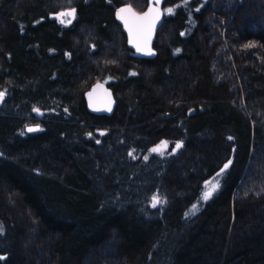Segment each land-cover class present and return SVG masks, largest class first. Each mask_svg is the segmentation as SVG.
Returning a JSON list of instances; mask_svg holds the SVG:
<instances>
[{
  "label": "trees",
  "instance_id": "1",
  "mask_svg": "<svg viewBox=\"0 0 264 264\" xmlns=\"http://www.w3.org/2000/svg\"><path fill=\"white\" fill-rule=\"evenodd\" d=\"M124 3L146 6L0 0V264H264V0H165L150 59ZM97 80L109 116L87 110ZM160 139L182 147L145 160Z\"/></svg>",
  "mask_w": 264,
  "mask_h": 264
},
{
  "label": "snow or ice",
  "instance_id": "2",
  "mask_svg": "<svg viewBox=\"0 0 264 264\" xmlns=\"http://www.w3.org/2000/svg\"><path fill=\"white\" fill-rule=\"evenodd\" d=\"M155 3L157 7H149L148 11L144 12L142 15L137 14L133 11L131 7H121L117 11V18L123 21L125 28L128 30L129 37H130V43L133 44L134 47H136L138 52H143L147 55L153 54L151 52V49L148 47L150 41L152 32L155 30V27L157 25V22L160 20L161 13L159 11L158 5L160 3V0H155ZM167 12L171 14L173 12V9L169 8L167 9ZM75 16V10L71 11H63L57 14V19L61 24L70 23L71 20L67 18H74ZM183 35V33H182ZM253 45H248V47H252ZM179 51V50H177ZM135 75V73H132ZM102 85L97 84L95 88L93 89V92L97 88H101ZM89 99L91 100L93 93H88ZM107 95V102L105 105V110L111 111V94L106 93ZM5 96L4 91H0V102L3 101ZM90 106H92L90 104ZM98 110V109H94ZM33 111L39 112L38 109H33ZM38 128L33 127H27L28 132L37 131ZM104 133H101L103 135ZM231 139V137H229ZM99 142V141H98ZM167 147V142L162 141L159 145L156 147H153L149 150L150 153H159L163 154L162 149ZM182 147L181 142H177L175 145V151L176 149H179ZM235 151V149L233 150ZM128 155L135 159L134 153L129 152ZM145 160L148 159L147 156L144 157ZM233 164L232 159H228L226 163H224L223 167L220 168V170L215 174V176L211 180H206L204 182V188L201 193V196L199 198L200 201L207 202L214 193L220 188V178L224 176V174L227 172V170L231 167ZM165 203L164 200H161L157 195H153L151 198V204L152 207H156L157 205ZM199 210V202L195 203L191 206V208L185 212V217H188L190 215H195L196 212ZM3 233V226L0 225V234ZM2 259V257H0Z\"/></svg>",
  "mask_w": 264,
  "mask_h": 264
},
{
  "label": "water",
  "instance_id": "3",
  "mask_svg": "<svg viewBox=\"0 0 264 264\" xmlns=\"http://www.w3.org/2000/svg\"><path fill=\"white\" fill-rule=\"evenodd\" d=\"M163 2H164V0H160V3H159V5H158L159 11H160V13H161V16H160V20L157 22V25H156V27H155V30H156V28L158 27V25H159V24L161 23V21H162L161 6H162ZM123 7H131V6H130V5H124ZM149 7H157V5H156V3H155V0H148L147 7H146L142 12H137V11L134 10V8H132V7H131V8H132L133 11L136 12L137 14H141V15H142L144 12L148 11ZM120 8H121V7H120ZM120 8H118V9H120ZM118 9H117L116 12H115L116 20H117V22L121 25L122 31H123V33H124V35H125L126 45H127V47L133 51V54H134V56H135L136 58H144V59H150V58H152L153 55H154V51H152L151 44H152V42H153V40H154V37H155V30L152 32L151 41H150V43H149V45H148V47L151 49V52H152L153 54H151V55H147V54H145V53H143V52H138L137 49H136V47H134L133 44L129 42V41H130L129 33H128V30L125 28L123 21H121L120 19L117 18V11H118ZM97 84L102 85V87H101V88H97V89L95 90V92H93V89L95 88V86H96ZM90 92L93 93L91 100L89 99V95H88V93H90ZM106 93H110V94H111L112 92H111L107 87H105L103 84H101V83H99V82L96 83V84H94V85H93V86H92V87H91V88L85 93V96H84L85 101H86V107H87V109H88L90 112H93V113H95V114H97V115H105V116H109V115H111L112 112H113V110H114V108H115V104H116V102L114 101V99H113V97H112V94H111V102H112V103H111V111H107V110H105V105H106V102H107V95H106ZM90 104H91L92 106H90ZM94 109H98V110H94ZM33 128H35V127H33Z\"/></svg>",
  "mask_w": 264,
  "mask_h": 264
},
{
  "label": "rangeland",
  "instance_id": "4",
  "mask_svg": "<svg viewBox=\"0 0 264 264\" xmlns=\"http://www.w3.org/2000/svg\"><path fill=\"white\" fill-rule=\"evenodd\" d=\"M135 10V9H134ZM135 11H137V10H135ZM143 11V10H142ZM142 11H137V12H142ZM167 12V9H162V12ZM67 19H69V18H67ZM1 103V102H0ZM27 128V127H26ZM162 141H166L165 139H161L159 142H157L156 144H154L153 146H151V148H153V147H156L157 145H159ZM167 142V141H166ZM177 142H179V141H175V142H173V144L172 145H170V143L169 142H167V147L166 148H163L162 149V152H163V154H159V153H150L149 152V150L151 149V148H148V150H147V152H146V154L143 156V157H145V156H149L150 154H157L158 156H166V155H168V154H172V153H174V149H175V145H176V143ZM176 150H178V149H176ZM175 150V151H176ZM0 156H1V154H0ZM213 178V177H212ZM212 178H210V179H208V180H211ZM154 195H156V194H154ZM153 196V195H152ZM152 196H151V198H152ZM158 196V195H157ZM159 197V196H158ZM151 198H150V204H151ZM160 198V197H159ZM152 205V204H151ZM0 225H2L1 224V222H0ZM3 226V225H2ZM3 234V233H2ZM2 234H0V235H2Z\"/></svg>",
  "mask_w": 264,
  "mask_h": 264
},
{
  "label": "bare ground",
  "instance_id": "5",
  "mask_svg": "<svg viewBox=\"0 0 264 264\" xmlns=\"http://www.w3.org/2000/svg\"><path fill=\"white\" fill-rule=\"evenodd\" d=\"M164 2H165V0H164ZM164 2H163V4H162V6H161V12H162V7H163V5H164ZM147 4H148V0H146V6H145V8L147 7ZM124 5H130L131 7H132V5L131 4H129V3H124V4H122V5H120L119 7H117V9L118 8H120V7H123ZM133 8V7H132ZM163 14V13H162ZM116 16V15H115ZM117 21V20H116ZM159 26V25H158ZM158 28V27H157ZM157 28H156V30H155V36H156V31H157ZM154 39H155V37H154ZM154 41V40H153ZM151 48H152V51H154V47H153V42H152V44H151ZM134 55V54H133ZM101 83V84H103L105 87H107L111 92H112V90L108 87V85L105 83V82H103V81H100V80H97V81H95V82H93L92 84H90V86L88 87V89L84 92V96H85V93L94 85V84H96V83ZM112 94V97H113V99H114V101L116 102V98H115V96H114V94H113V92L111 93ZM84 101H85V98H84ZM85 104H86V101H85ZM115 106H116V104H115ZM115 109V108H114ZM88 110V109H87ZM89 111V110H88ZM90 112V111H89ZM113 112H114V110H113ZM112 112V113H113ZM91 113H93V112H91ZM93 114H95V113H93ZM97 115V114H96ZM161 140V139H160ZM159 140V141H160ZM166 140V139H165ZM159 141H157V142H159ZM167 142H169L168 140H166ZM157 142H155V143H153L152 145H150L149 146V148H151V146H153L154 144H156ZM179 142H181V141H179ZM170 143V142H169ZM182 143V142H181ZM177 151V150H176ZM176 151H174V153H176ZM174 153H172V154H174ZM168 155H170V154H168ZM168 155H166V156H168ZM217 173V172H216ZM215 173V174H216ZM215 176V175H214ZM212 178V177H211ZM204 188V187H203ZM202 191H203V189H202ZM201 196V195H200ZM200 201V200H199ZM200 202H203V201H200Z\"/></svg>",
  "mask_w": 264,
  "mask_h": 264
}]
</instances>
